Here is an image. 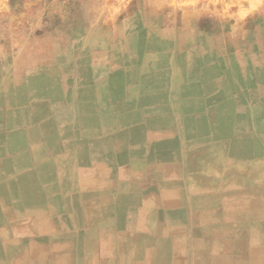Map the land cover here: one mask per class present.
<instances>
[{
  "label": "crops",
  "instance_id": "obj_1",
  "mask_svg": "<svg viewBox=\"0 0 264 264\" xmlns=\"http://www.w3.org/2000/svg\"><path fill=\"white\" fill-rule=\"evenodd\" d=\"M244 9L0 0V264H264V0Z\"/></svg>",
  "mask_w": 264,
  "mask_h": 264
},
{
  "label": "rangeland",
  "instance_id": "obj_2",
  "mask_svg": "<svg viewBox=\"0 0 264 264\" xmlns=\"http://www.w3.org/2000/svg\"><path fill=\"white\" fill-rule=\"evenodd\" d=\"M21 0H10L17 3ZM41 1V0H39ZM48 1V0H47ZM79 3L80 0H73ZM88 6L100 3L106 6H121L128 10L144 11L149 16L165 15L168 17H193L199 15L203 19H214L220 15L242 14L248 5L259 0H83ZM18 10L12 6L10 13L18 17ZM29 16V13H26ZM227 17V16H226Z\"/></svg>",
  "mask_w": 264,
  "mask_h": 264
}]
</instances>
